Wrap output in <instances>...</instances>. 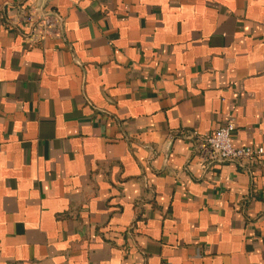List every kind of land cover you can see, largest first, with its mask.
<instances>
[{"label": "crops", "instance_id": "0c3cea01", "mask_svg": "<svg viewBox=\"0 0 264 264\" xmlns=\"http://www.w3.org/2000/svg\"><path fill=\"white\" fill-rule=\"evenodd\" d=\"M231 119L264 148V0H0V264H264V158L189 138Z\"/></svg>", "mask_w": 264, "mask_h": 264}, {"label": "built area", "instance_id": "2783aa9c", "mask_svg": "<svg viewBox=\"0 0 264 264\" xmlns=\"http://www.w3.org/2000/svg\"><path fill=\"white\" fill-rule=\"evenodd\" d=\"M13 25L26 28L25 38L31 44H41L47 39L62 37L64 20L54 10L27 6ZM237 127L234 119L224 123L213 134L201 136L192 133L189 138L195 143V155L207 165L232 163L238 166L259 164L264 158L262 147H238L233 143Z\"/></svg>", "mask_w": 264, "mask_h": 264}]
</instances>
